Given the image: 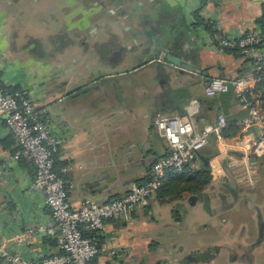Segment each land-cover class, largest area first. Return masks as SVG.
Returning a JSON list of instances; mask_svg holds the SVG:
<instances>
[{
  "label": "crops",
  "instance_id": "0c3cea01",
  "mask_svg": "<svg viewBox=\"0 0 264 264\" xmlns=\"http://www.w3.org/2000/svg\"><path fill=\"white\" fill-rule=\"evenodd\" d=\"M263 23L264 0H0V86L25 90L60 137L56 169L72 206L100 203L147 182L154 162L170 153L156 115L180 114L196 97L205 103L196 113L201 126L219 113L234 123L248 115L233 89H205L213 77L254 71L253 59L219 37ZM165 39L180 44L193 68L161 58ZM260 71L250 98L264 110V65ZM19 148L0 116V246L26 226L53 222L45 196L30 186L33 161L13 158ZM243 156L221 153L212 137L193 164L165 174L149 204L107 219L95 260L264 264V155L249 156L253 170ZM7 249L34 260L61 251L45 232L10 239ZM0 264L9 263L0 257Z\"/></svg>",
  "mask_w": 264,
  "mask_h": 264
},
{
  "label": "built area",
  "instance_id": "2783aa9c",
  "mask_svg": "<svg viewBox=\"0 0 264 264\" xmlns=\"http://www.w3.org/2000/svg\"><path fill=\"white\" fill-rule=\"evenodd\" d=\"M223 47H234L255 62V69L250 73L231 77H213L206 85V94L215 95L233 89L237 96L249 107L247 116L235 124L240 132L228 136L225 129L231 121L224 113H219L214 123L201 126L196 113L205 106L203 99L196 97L189 104L183 105L184 112L175 115L158 114L155 124L159 132L167 139L170 153L156 160L152 166L150 178L145 183H134L128 191L118 197L100 203H84L73 207L68 194L67 180L56 169L55 154L61 146V139L51 129L43 117L42 110L25 90L8 91L0 86V116L17 139L20 148L13 158L27 155L34 163L35 175L31 189L41 192L49 205L53 222L26 226L0 246V257L9 264H98L95 260L101 250L97 233L106 226L107 219L132 213L138 206L147 205L159 191L165 174L170 170H181L193 164L199 151L215 137L221 153L229 149L244 151L243 160L248 169L253 170L249 156L264 155V111L250 98L258 74L264 65V23L262 29H252L244 35L219 37ZM260 129L251 138L246 139L245 132L252 126ZM69 167H64L67 170ZM254 178L249 175L246 181ZM244 181V180H243ZM85 230L93 232L86 234ZM38 232L53 235L61 249L39 259H30L18 252L7 249L10 239L24 240ZM115 253L116 250L112 249Z\"/></svg>",
  "mask_w": 264,
  "mask_h": 264
},
{
  "label": "water",
  "instance_id": "95a60500",
  "mask_svg": "<svg viewBox=\"0 0 264 264\" xmlns=\"http://www.w3.org/2000/svg\"><path fill=\"white\" fill-rule=\"evenodd\" d=\"M161 47L163 49L162 55H161V58L163 60H166V61H169L172 63H176V64L182 65L184 67L193 68L191 63L189 61L183 60V56L179 53L178 49L182 48V47H180V44L176 43V45H173V47H171L168 43V39H165L163 41ZM183 50H184V48H183Z\"/></svg>",
  "mask_w": 264,
  "mask_h": 264
},
{
  "label": "trees",
  "instance_id": "16d2710c",
  "mask_svg": "<svg viewBox=\"0 0 264 264\" xmlns=\"http://www.w3.org/2000/svg\"><path fill=\"white\" fill-rule=\"evenodd\" d=\"M260 72H261V73H260ZM260 72H259V74H258L259 77H261L263 71H260ZM253 91H254V92L256 91L255 87L253 88ZM249 95L251 96V94H249ZM262 111H264V110H262ZM230 121H231V125H229V126L225 129V132H226L227 135H228V133H231V132H232L231 130H233L234 127L237 126V125L234 123L235 121H233V120H230ZM228 130H230L231 132H229Z\"/></svg>",
  "mask_w": 264,
  "mask_h": 264
}]
</instances>
